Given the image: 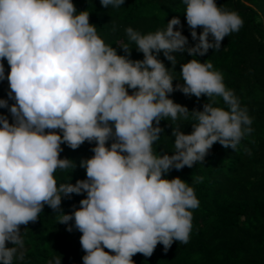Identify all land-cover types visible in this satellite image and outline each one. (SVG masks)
Returning a JSON list of instances; mask_svg holds the SVG:
<instances>
[{"label": "clouds", "instance_id": "clouds-1", "mask_svg": "<svg viewBox=\"0 0 264 264\" xmlns=\"http://www.w3.org/2000/svg\"><path fill=\"white\" fill-rule=\"evenodd\" d=\"M100 2L113 8L124 4ZM183 2L198 43L188 47V38L174 30L181 25L177 17L154 33L128 27L129 40L144 55L132 60L128 45H121L127 55H118L73 0H0V80L7 79L9 98L15 100L9 109L15 122L0 115V264L23 261L20 226L35 222L45 205L59 210L62 196L72 193L87 195L74 213L62 214L60 223L74 219L82 233L83 264H135L134 255L150 257L158 244L167 252L174 241L188 243L191 210L200 202L186 181L164 174L202 163L214 143L236 150L253 129L247 108L212 63L193 58L182 64L184 84L174 88L170 69L157 58L163 51L174 68L173 53L203 56L243 26L237 11L218 7L215 0ZM4 59L10 66L6 77ZM175 90L222 97L229 110L209 103L190 112L169 98ZM4 107L8 103L0 99ZM189 115L198 123L190 134L173 129L174 154L155 155L160 121ZM85 141L96 144L94 155L81 161L87 179L58 184L56 171L73 167L60 158L61 144L75 150ZM9 241L13 247H6ZM48 264H61V257Z\"/></svg>", "mask_w": 264, "mask_h": 264}, {"label": "trees", "instance_id": "trees-1", "mask_svg": "<svg viewBox=\"0 0 264 264\" xmlns=\"http://www.w3.org/2000/svg\"><path fill=\"white\" fill-rule=\"evenodd\" d=\"M215 2L218 7L239 13L244 23L238 32L225 36L218 50L210 48L203 56L196 54L193 57L186 51L173 53L177 60L174 68L163 51L157 58L170 69L174 88L184 84L182 64L193 58L201 63H212L213 70L222 74L225 86L234 91L241 107L247 108L253 131L241 140L236 150L217 142L202 163L180 170L172 168L164 174L167 179L179 177L186 181L194 188L200 202L197 209L191 210L193 227L190 239L187 244L174 241L167 252L162 244H158L150 257L137 253L132 257L135 264H264V0ZM73 3L77 12L89 13V22L95 25L97 34L115 48L118 55H127L121 45H128L129 59L132 60H143L144 55L136 48L135 42L129 40L125 31L128 27L141 34L154 33L166 29L168 21L177 17L181 25L175 26L174 30H180L188 38V47L198 43L193 40L187 25L183 0H124L119 8L105 7L100 0H73ZM202 30L198 27L197 34ZM209 41L214 42L211 35ZM2 63L6 77L10 66L6 59ZM133 91L128 89L129 94ZM9 92L7 79L0 80V99L8 103V107L0 108V115L11 124L15 121L9 109L15 100L9 98ZM169 98L190 112L194 109L203 111L204 104L209 103L229 110L223 98L218 96L197 98L175 90ZM196 123L198 121L191 115L187 120L162 119L159 127L163 131L153 143V153L157 156L174 154L173 129L179 127L185 134H190ZM112 142L110 139L107 146L110 147ZM95 146V141H85L73 150L66 143L61 144L60 158L71 160L73 167L58 169L55 173L57 183L74 185L77 180L87 179L81 161L94 155L92 149ZM199 178H203L202 181ZM86 195L84 192L62 196L59 210L45 205L35 222L21 225L26 255L23 261L14 259L13 264H48L56 257H61V264H83L82 257L86 253L80 244L82 233L75 228L74 219L67 223H60V220L62 214L74 213ZM69 226L71 231H68ZM13 246L10 241L6 242V247Z\"/></svg>", "mask_w": 264, "mask_h": 264}]
</instances>
